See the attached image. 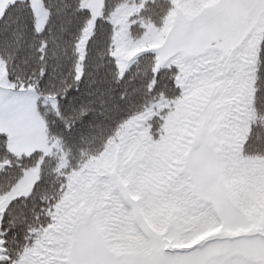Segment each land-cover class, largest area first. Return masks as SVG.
<instances>
[{
	"label": "snow or ice",
	"instance_id": "snow-or-ice-1",
	"mask_svg": "<svg viewBox=\"0 0 264 264\" xmlns=\"http://www.w3.org/2000/svg\"><path fill=\"white\" fill-rule=\"evenodd\" d=\"M0 264H264V0H13Z\"/></svg>",
	"mask_w": 264,
	"mask_h": 264
},
{
	"label": "rangeland",
	"instance_id": "rangeland-1",
	"mask_svg": "<svg viewBox=\"0 0 264 264\" xmlns=\"http://www.w3.org/2000/svg\"><path fill=\"white\" fill-rule=\"evenodd\" d=\"M11 1H13V0H4V3H0V13L4 9V7L6 6V4L9 3V2H11Z\"/></svg>",
	"mask_w": 264,
	"mask_h": 264
},
{
	"label": "trees",
	"instance_id": "trees-1",
	"mask_svg": "<svg viewBox=\"0 0 264 264\" xmlns=\"http://www.w3.org/2000/svg\"><path fill=\"white\" fill-rule=\"evenodd\" d=\"M12 2H13V1L7 3L6 6L4 7V9L2 10V12H3V11L5 10V8H6L8 5H10ZM2 12H1V13H2Z\"/></svg>",
	"mask_w": 264,
	"mask_h": 264
}]
</instances>
